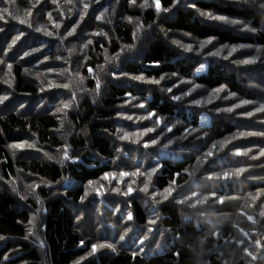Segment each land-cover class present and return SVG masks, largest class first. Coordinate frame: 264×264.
<instances>
[{"label": "trees", "instance_id": "trees-1", "mask_svg": "<svg viewBox=\"0 0 264 264\" xmlns=\"http://www.w3.org/2000/svg\"><path fill=\"white\" fill-rule=\"evenodd\" d=\"M127 4V0H122ZM21 8L26 0H17ZM264 0H255L254 3L245 0L239 2H213L198 1L196 6L203 11H210L234 18L250 25L256 31L252 35L239 34L230 28L219 27L214 22L200 20L196 17L192 8L179 9L173 18L163 24L168 32H182L191 38L212 41L221 45L235 46L248 44L264 48V8L260 3ZM234 3V4H231ZM162 8H170L173 0H160ZM142 16L144 25L156 21L153 11L147 10ZM133 28L126 22H118L113 26L111 37L112 53L119 49L118 44H128L132 41ZM251 34V33H250ZM160 61L159 66H154V61ZM96 60L92 58L87 66ZM143 65H128L125 71L130 74L159 78L161 75L176 72L182 78H191L196 68L194 62L179 54L157 34L149 43L141 60ZM86 66V67H87ZM152 66V68H151ZM24 66L12 65L14 90L17 95L34 97L38 93L33 80L23 72ZM86 74V68L84 70ZM260 78L264 76V71ZM193 81L207 89H214L220 85L225 86L229 93H235L240 99L250 101L248 111L254 115L248 120L229 118L237 124L229 123L226 118L217 115L207 128L203 129L207 144L219 141L240 132H259L264 130V113H255L256 107L264 106V92L260 89L264 86V78L253 79V89H247L244 81L238 78V72L233 68L218 63H208L205 72L193 78ZM93 87L89 83V89ZM127 93L124 89L109 86L108 91L100 100L93 103L90 98L82 96V101L67 112L63 123L66 130H61L63 124L61 116H56L48 111H18L9 109L0 103V172L7 180L15 176L17 171L23 175L35 178L39 181L58 184L62 179L76 183L74 187L61 188L52 191L49 187L41 186L36 191L41 203L44 205L45 214L41 221V235L45 249L42 251L31 241H28V225L31 220L30 211L26 207L19 208L20 204L16 196L5 188L0 187V237L6 242H0V264H75L85 255L89 249L88 241L81 244L84 238L76 226L72 213V205L76 204L84 195V187L89 180L97 181L105 172L111 171V164L115 160V149L112 146L111 135L113 128L111 123L115 117V107L118 101ZM5 96L4 87L0 84V97ZM150 110L157 111L161 116L176 115V106L173 102L164 101L158 93L151 94L148 101ZM234 109L232 116L235 117ZM182 119H185L182 116ZM192 125H197V116L194 115ZM239 127H247L245 129ZM252 127V128H250ZM64 131L66 133H64ZM62 134V135H61ZM63 135H66V137ZM70 135V136H69ZM68 136V138H67ZM32 139L37 149L41 151L58 150L69 145V154L73 153L79 161L64 165L55 161H44L38 158L21 157L13 159L7 150L8 144H20L26 139ZM66 139V140H65ZM234 140L224 151V155L231 161H240L248 170L239 179L232 177L221 184L222 180H206V184L199 188L201 196L215 192L216 196L233 197L226 199L224 204H215L210 200L200 206L201 210L212 208L215 214L211 216H199L190 209L176 203L164 202L159 208L158 229L166 239L163 250L155 254H136L123 249L117 252L100 253L90 257L79 264H264V247H257L256 240H260L264 246V217L260 216L261 205L264 204V192L257 195L259 189H264V157L258 160H250L248 157L233 159L228 153H232L233 145L240 144L245 148H251L249 155H255L258 146L264 145V137L248 136L245 140ZM65 144V145H64ZM46 149V150H45ZM23 156V157H22ZM191 157V158H189ZM197 164L196 155L188 154L182 161H164L161 173L155 178L157 190H163L169 185L174 173L181 172L177 182L182 184L187 177L184 169ZM201 164V163H199ZM198 165V164H197ZM251 165V167H249ZM211 166V167H215ZM209 164H202L200 174L207 176L204 171ZM234 164H222L216 170L233 169ZM37 198V197H36ZM255 198V199H254ZM36 200V199H35ZM29 203H31L28 200ZM130 210L134 214V223L143 226L148 220V214L143 205L133 200L130 202ZM251 215L256 223L247 217ZM179 230V235L177 232ZM213 233H216L215 235ZM203 240V243L200 241ZM242 241V243H237ZM247 248L257 259L243 251ZM218 251L221 255L218 254ZM178 253V255H177ZM200 253L203 255L200 256ZM8 257L4 263L3 258ZM225 261V262H223Z\"/></svg>", "mask_w": 264, "mask_h": 264}, {"label": "rangeland", "instance_id": "rangeland-1", "mask_svg": "<svg viewBox=\"0 0 264 264\" xmlns=\"http://www.w3.org/2000/svg\"><path fill=\"white\" fill-rule=\"evenodd\" d=\"M201 0H177V2L172 4L168 11H161L157 13L155 11L154 5L152 7L140 8L139 5L143 2V0H136L135 6H129L128 3L124 4L122 0H99V3H93L92 0H26V3L23 8L20 7L17 0H0V84L4 87L5 95L7 99L2 102L3 106L9 109H14L18 111H48L56 116H61V122L65 120L62 119L65 116V111H71L70 107L67 110H62L57 112V107L60 106L61 100H68L72 93H75L77 96V101L73 106L74 109L77 105L82 101V96L90 98L93 101V96L90 92L80 91L81 88L89 89V83L93 84L91 89L95 87V81L91 78L88 72V68L93 69V74L98 75L101 80L102 88L100 91V95L96 97V101L103 98V96L108 91V87L114 86L118 89H124L127 93H131L132 96L136 97V102H143L148 110H150L148 106V101L150 100L151 94L158 93L167 102H173L176 106V115L172 116H162L165 119H181L183 120L189 127L195 128L196 132L192 133V136L199 135L200 140L196 141L197 144H201L202 140L205 138V134L203 129L207 128L208 125L212 122L214 116L221 115L226 118V121L229 123L237 124L234 121L228 120L229 118L235 119L240 118L243 120H248L250 118H243L239 114L245 111H248L249 104L241 105L235 109H239L235 113V117L227 112H216L215 108H226L230 107L233 104L239 105L240 98L236 96L230 97L228 100H223L218 97H211V103H209L210 93L212 89H207L203 86L200 88L194 89L190 96L185 97L183 101H172L170 97L172 95H179L182 91H188L189 88L193 84H196L193 81L194 77L205 72L206 66L209 63H218L223 66H227L229 68H233L238 72V78L241 81H244V85L247 89H253L254 85L252 83L253 79H262L260 78V73L257 71H264V66H262V62H264V48H258L252 45L243 44V45H221L217 42L213 41L211 44H207L203 49L197 51L187 52L184 48L180 47L177 44H174V40H178L181 44L188 45L191 44L193 49H199L200 42L206 40H198L191 38L189 35L182 32H168L163 27V24L169 21L175 15L176 11L179 9H189L192 8L195 12V15L198 19L214 22L219 27L230 28L236 33L239 34H248L252 35V31H248L245 29L243 21L227 17L225 15H221L218 13L203 11L198 8L195 4L196 2ZM202 1H215L219 2L221 0H202ZM232 2L233 0H222V2ZM249 2V0H245ZM235 2H239V0H235ZM83 3H89V8L87 10H83ZM149 4H152V0H149ZM234 4V3H231ZM262 2L260 3V5ZM162 7V6H161ZM104 9H108L107 12H104ZM163 9V8H162ZM151 10L156 15V21L152 24L144 25L142 21V16L136 14H143L145 11ZM83 13V19L80 20V23L77 27L76 34L73 37H68L67 40L63 44H61L58 40V36L65 33V27H70L73 22L80 19L78 13ZM104 13L103 18L101 20H97L96 17L101 13ZM209 14L211 16H223L225 20H215L209 19ZM51 17V18H49ZM125 17H132L133 20L131 23ZM137 18H139V22L144 25V28L140 30L139 38L134 40L132 36V41L128 44H135L136 47L131 49L122 50V46L126 44L119 43L118 51L116 53H112L111 49V37H112V29L113 26L118 22H126L130 24L134 29H136ZM24 21L21 23L20 21ZM111 21V23H108ZM232 21H238L239 23H232ZM29 24L32 27H29ZM59 24L60 27L56 28L55 25ZM248 25V24H247ZM248 27L252 28L250 25ZM37 28H40L41 31H36ZM101 28L104 29L106 33H108L107 37H91L90 34L93 32H98ZM50 31L53 33L52 36H46L44 31ZM23 32V35L20 36L18 40H15L13 44V40ZM251 33V34H250ZM162 35L166 43H168L178 54L180 57L187 58L189 61L194 62L196 64V68L193 71V75L191 78H182L179 75L177 77H170L164 81H161L160 85H153L149 83H144L142 81H135L131 79V76L139 75V74H130L125 71V68L128 65L136 66L143 65L141 60L144 56L148 43L157 35ZM85 36L86 38H92L93 44L88 49H82V39H78L76 37ZM208 40V39H207ZM41 41H46V45L42 46ZM103 44L105 48H107V53L104 52V49L100 47ZM226 46V47H225ZM235 48V51L232 49ZM33 49H39L38 51H33ZM68 49H73L71 53ZM217 49H222L220 51L219 56L211 57L207 54L209 52H215ZM259 49V51H257ZM25 52H29L30 55L25 56ZM229 52H231V56H229ZM119 54L120 59L114 60L111 62L105 61V55L112 56L115 54ZM56 56H61V60H56ZM45 57H48L46 60ZM227 57V59H225ZM80 58L79 65H76L74 61ZM92 58L96 61L92 64L96 65L94 67L87 66L88 62H91ZM251 60L252 64L244 65L234 63V61L240 60ZM204 64V68L202 71L197 72V69L200 67V64ZM20 64L24 66L23 72L25 69H28L27 74L28 78L33 80L34 84L37 86L38 93L34 97L17 95V93L12 90L14 85L13 74H12V65ZM8 65H11L9 68ZM98 65H103V70L98 68ZM87 66V67H86ZM119 66V68L126 72L127 76H112L111 73L115 71V68ZM51 68L52 71H48ZM85 75H84V71ZM143 68L146 66L143 65ZM152 68V66H151ZM62 69H67L68 71L64 72L61 75ZM79 73V76L76 73ZM84 77L83 84L80 83L79 77ZM170 76V74H169ZM146 79L152 78L145 76ZM158 79V78H157ZM187 82V83H185ZM63 83H68L69 88L64 89L63 87H53L52 85H60ZM173 85H176L173 87ZM198 85V84H196ZM172 87L173 90L171 93L161 92L160 88ZM89 89V90H91ZM264 92V86L260 89ZM225 89L219 95L223 97L227 95ZM146 98V99H145ZM127 99L126 95L123 96L120 101L117 102L115 107V117L110 124L113 130L111 131V135L108 137L111 139L112 146L115 149V160L116 162H121V169L126 171L134 170V165L137 162L143 165L142 171L144 167H147L149 164V159L158 160L159 164L157 167L159 171L153 175L152 183L149 186V192L156 191L157 193H163V190H157V184L155 182V178L161 173L163 162L164 161H172L179 162L184 159L188 154H192L189 151L188 147H185L181 150L176 142L173 144L164 147L167 143L164 137H161L160 141L156 146H152L149 149H145L142 151H146L152 153L151 157L144 156L142 152L135 151L136 145L131 144L129 141H119L116 139L117 133L116 129L123 127L125 131H136L135 126H133L132 121H127L119 118L117 116V112L120 111V106H123V110L128 114L135 113L136 115H145V110L140 108H132L131 105H126L124 101ZM192 99H200L202 103L200 105H194L189 103ZM197 116V125L194 127L192 125L193 116ZM182 116L185 119H182ZM204 117H207L205 120ZM65 122L61 125V130H66L64 126ZM136 124L140 125L141 128L145 126H152L151 122L148 120L137 121ZM171 126V125H170ZM180 127V126H178ZM247 130V127H239ZM252 128V127H250ZM159 132L149 133L147 136H144L143 139L147 140L149 137H155ZM64 133H66L64 131ZM173 134L179 135L180 133L173 130V133H167L168 137H172ZM62 135V134H61ZM66 135H63V137ZM70 136V135H69ZM192 136L189 137V140L192 139ZM239 136V133L236 134ZM68 138V136H67ZM66 140V139H65ZM222 140H239L233 139V137L229 136ZM241 140H245L242 138ZM221 141V140H219ZM219 141H210L205 147H202V152H206L211 149L212 143H218ZM180 143L187 145L188 141H181ZM22 144L23 147H14L15 145ZM20 144H8L7 150L10 153V156L13 159L21 157V153L24 154V158H38L44 161H55L59 164L72 163L73 160L69 159L67 161H62L63 157V147L58 150H47L41 151L37 149L35 146V142L32 139H26L23 143ZM231 144V143H230ZM224 148H220L219 146L213 150L214 155L207 160L201 159L199 165L194 163L189 166L188 171H184V175L187 179H184L182 184H177L180 188L177 192L173 193V196L176 197L177 200L183 198V196L190 195L192 191H197L199 193V188L206 184L207 176L200 174V170L202 168V164H209L211 160H216L218 157H226L223 153L226 150L227 146ZM31 145V147H29ZM65 145V144H64ZM235 146H244L240 144L233 145ZM116 148H120L122 152H126L127 156H119L116 154ZM46 150V149H45ZM201 153H196L195 155H201ZM47 153L48 155H45ZM48 156H51L52 159H49ZM228 156H232L231 153H228ZM23 157V156H22ZM233 159L238 158L233 155ZM135 158V159H134ZM232 158V157H231ZM227 163L226 165L234 164L235 167L233 169H226L227 171H233L236 167H244L243 163L240 161H231L226 157ZM79 161L75 159V162ZM197 161V159H196ZM224 161H219L213 169H218ZM117 172L118 169L115 167L114 163L111 164V171ZM217 173L221 172L220 170H216ZM117 178H119L117 176ZM129 179L136 180V184L133 185L134 188H138L142 186V177H125L124 180L127 181ZM176 181L181 179L178 176H175ZM237 179V178H236ZM239 179V178H238ZM223 181V179H221ZM187 182V183H186ZM40 184L44 186L41 181L30 178L19 171L15 174V176L10 177L5 180L0 172V187L7 189L12 192L19 202V208L26 207L27 210L30 211L31 214V222L28 225V241L32 242L37 246L43 254L45 249L43 237L41 235V221L42 217H44L45 209L44 204L37 201L36 191L38 188H35V192L32 193L31 190L27 187L28 185ZM104 185V195L97 196L95 194V190L100 187V185ZM221 184L225 185V181L221 182ZM188 185H191L189 187ZM76 183L69 180V178L62 179L56 185H50V189L52 191L59 190L61 188L74 187ZM116 186V181L112 180L111 183L106 180H102L101 178L97 181H93L91 186L88 184L84 187L88 188L89 195L85 198H81L76 204L72 205V213L75 217L77 215H82L83 219L76 226L81 232V235L85 241L89 243V249L85 255L79 258L77 262H82L87 260L90 257H95L100 253H109V252H117L118 250H125L130 252H135L136 254H155L156 252H160L165 248L166 239L161 234L160 229H158L157 223L158 219H156V223L149 226L148 220L150 218L155 219L153 214L149 211L150 208L153 207L151 201L153 197L150 195H146L143 192H133L132 196L135 199L118 197L115 193L110 191V188ZM169 186V185H168ZM167 186V187H168ZM120 187H126L124 182L121 183ZM13 188L16 191H13ZM179 193V194H178ZM200 195V194H199ZM201 196V195H200ZM84 197V195H83ZM157 198H160L159 196ZM36 199V200H35ZM128 199L129 205L133 200L139 201L143 205V209L148 214V220L145 225L137 226L134 221H128L125 217L124 220H118L119 213H115L116 202L119 200ZM171 199V198H169ZM28 200L31 202L29 203ZM148 201L146 203L145 201ZM168 202L166 200L162 201L160 204L156 205L158 211L156 213L159 216V208L164 203ZM169 203V202H168ZM172 203H175L173 201ZM186 210H190L187 205L183 206ZM121 208L123 206L121 205ZM41 209V211H37ZM127 226V228H126ZM149 227H151V231H149ZM31 229V232H29ZM124 236V240H120V236ZM143 241V242H141ZM0 242H6L4 240H0ZM93 243H105L111 244L115 251L111 248H101L95 254L89 255L91 252V245ZM218 254L220 252L218 251ZM203 255L200 253V256ZM3 262H8V257L3 258ZM225 262V261H223ZM42 264L44 263L42 260ZM200 264H203L202 259Z\"/></svg>", "mask_w": 264, "mask_h": 264}, {"label": "snow or ice", "instance_id": "snow-or-ice-1", "mask_svg": "<svg viewBox=\"0 0 264 264\" xmlns=\"http://www.w3.org/2000/svg\"><path fill=\"white\" fill-rule=\"evenodd\" d=\"M93 3H99V0H92ZM117 2H119V0H117ZM177 2V0H173V3L175 4ZM250 3H254L255 0H249ZM127 3L129 6H135L136 5V0H127ZM154 5L155 7V11L157 13L161 12V11H168V9L164 8L162 9L161 4H160V0H152V4H149V0H143V2L139 5L140 8H147V7H152ZM261 8H264V3H262ZM89 8V3H83V10H87ZM108 9H104V12H107ZM104 13L102 12L99 16L96 17L97 20H101L103 18ZM78 16L80 17V19L76 20L75 22L72 23V25L70 27H65V33L61 34L58 36V40L61 44H63L65 42V40H67L68 37H73L76 34V30L77 27L80 23V20L83 19V13L79 12ZM3 17H0V19H2ZM51 18V17H49ZM125 19H127L129 21V23L132 22L133 18L132 17H125ZM209 19H215V20H225V17L223 16H211L209 14ZM21 23H24V21H20ZM108 23H111V21H108ZM232 23H239L238 21H232ZM29 27H32L31 24H29ZM56 28H59L60 25L56 24L55 25ZM245 29L248 31H256V29L254 28H250L248 27L247 24L244 25ZM144 28V25L142 23L139 22V18H137V25H136V29H134L133 31V39L136 40L139 38V34H140V30ZM36 31H41L40 28H37ZM44 34L46 36H52L53 33L50 31L45 30ZM23 35V32L20 33V35H18L14 40H13V44L15 43V40H18L20 38V36ZM108 33H106L104 31L103 28H101L98 32H93L90 34L91 37H107ZM78 39H82V44H81V48L82 49H88L92 44H93V39L92 38H86L85 36H79L76 37ZM212 38H209L206 41L200 42L199 44V49H193V46L191 44L188 45H184L181 44L180 41L178 40H174L173 43L179 45L180 47L184 48L185 51L187 52H192V51H199L200 49H203L207 44H211ZM42 46L46 45V41H41L40 42ZM101 48L104 49V52L107 53V48L104 47L103 44L100 45ZM133 47H136L135 44H126L122 46V50L124 49H131ZM226 47V46H225ZM39 49H33V51H38ZM73 49H68V51L71 53ZM222 49H217L215 52H209L207 55L211 56V57H215V56H219L220 51ZM236 49L233 48L232 51H235ZM257 51H259V49H257ZM25 56L30 55L29 52H25L24 54ZM229 56H231V52H229ZM45 59L47 60L48 57H45ZM56 60H61V56H56L55 57ZM120 56L119 54H115L112 56H108L105 55V61L106 62H111L114 60H119ZM225 59H227V57H225ZM80 62V58H78L76 61H74V63L76 65H79ZM234 63H238V64H244V65H248V64H252L253 61L251 60H240V61H234ZM154 66H159L160 61H154L153 62ZM262 66H264V62H262ZM8 67L10 68L11 65H8ZM103 65H98V68H100L101 70H103ZM204 68V64L201 63L200 67L197 69V72L202 71ZM48 71H52L51 68L48 69ZM68 71L67 69H62L61 71V75H63L64 72ZM25 72H28V69H25ZM88 72L89 75L91 76V78L95 81V87L94 89H87V88H81L80 91L83 92H90V94H92L93 96V103L96 102V97L100 95V91L102 88V84H101V80L99 79L98 75H94L93 74V69L92 68H88ZM117 74H119L120 76H127L128 74L126 72H123L119 66H117L115 68V71H113L111 73L112 76H117ZM77 76H79V73H76ZM170 77H177V73L173 72L170 74H165V75H161L158 79L157 78H149L146 79V77L144 76L143 73L139 74V75H134L131 76L132 80L135 81H142L144 83H149V84H153V85H160L161 81H164ZM80 83L83 84L84 81V77L80 76ZM187 83V82H185ZM53 87H63L64 89H68L69 88V84L68 83H63L60 85H52ZM176 85H173V87H175ZM200 85H196L193 84L191 86V88H189L188 91H182L179 95H172L170 97V99L172 101H183L185 97H188L191 95L192 91L194 89L200 88ZM225 89L224 85H220L217 88L212 89L211 93H210V99H209V103H211V97H218L220 99L223 100H228L230 97L235 96V93H228L227 95L220 97V93L223 92ZM161 92H167V93H171L173 88L172 87H166V88H160L159 89ZM127 99L124 101V103L126 105H131L132 108H140V109H144L145 110V115H136L135 113L133 114H128L127 112H125L123 110V106H120V111L117 112V116L123 120H127V121H132L133 126H135L136 131H125L123 127L121 128H117L116 129V133L118 134L116 139L119 141H129L131 144L136 145V149L135 151L137 152H142V154L144 156L147 157H151L152 153L146 152V151H142L145 149H149L152 146H156L158 144V142L160 141L161 137H164L165 140L167 141V143L164 145V147H167L168 145L173 144V142L175 141L177 146L183 150L185 147L189 148V151L193 154L196 153H201L202 152V147H205L207 145V140L205 139L201 144H197L196 141L200 140V136L196 135V136H192V133L196 132L195 128H191L189 127L183 120L181 119H165L163 118L157 111L155 110H148L145 106V103L143 102H136L133 103V101L136 100V97L132 96L131 93H125ZM7 99V96H2L0 97V103H2L4 100ZM146 99V98H145ZM262 100H264V97H261ZM77 101V96L75 93H72L70 98L68 100H61L60 101V106L57 107V112H60L62 110H67L70 107H73L75 105ZM189 103L194 104V105H200L202 103V101L200 99H192L191 101H189ZM249 104V101L247 99H241L239 102V105L233 104L230 107H226V108H220L217 107L215 108L216 112H227V113H232L234 111L235 108L241 106V105H247ZM255 113H264V106L261 107H256L255 108ZM241 117L243 118H251L254 115L253 111H245L239 114ZM67 116V112L65 111V118ZM204 119L206 120L207 117H204ZM143 120H148L151 122L152 126H145L143 128L140 127V125L136 124L137 121H143ZM63 123V121H62ZM171 125V126H170ZM180 126V127H178ZM159 129L158 134L155 137H149V139L145 140L143 139L144 136H147L149 133H153V132H157V130ZM176 129L177 132H179V135L173 134L172 137H168L167 133H173V130ZM192 136V139L189 140V137ZM248 136H259V137H264V130L259 131V132H240L239 136L234 135L233 139H239V138H246ZM188 141L187 145H184L182 143H180L181 141ZM231 141L229 140H221L218 143H212L211 145V149L212 150H208L206 152H202L201 155H197L196 159H197V164L199 165V162L201 159H205L207 160L208 158L213 157L214 155V151L218 146L220 148H224L225 145L230 144ZM14 147H23L22 144L20 145H15ZM29 147H31V145H29ZM69 145H65L63 146V157H62V161H67L69 159L73 160V162H75V159H77V157L75 156V154L73 153L72 155L69 154ZM252 151L251 148H242L241 146H235L234 150L232 151L231 155H234L236 157H248L250 160H258L260 157H264V145H260L258 146V151L257 154L255 155H249L250 152ZM116 154L119 156H127L126 152H122L120 148H116ZM45 155H48L47 153H45ZM49 159H52L51 156H48ZM191 158V157H189ZM135 159V158H134ZM219 161H224L225 163H227V159L226 157H218L216 160H211L210 161V166L209 167H205L204 171L208 174L206 179L208 180H228L231 179L232 177L235 178H239L243 173H245L248 168L246 167H236L233 171H224L222 170L221 172L217 173L216 171H214L213 167L216 165ZM115 167L118 169V173L117 172H105L103 174V177L101 178L102 180H106L109 181V183H111L112 180L116 181V186H113L110 188V191L112 193H115L116 196L118 197H125V198H131V199H135V197L132 196L133 192H143L146 195H150L151 197H153L151 203L153 205L152 208L149 209V211L153 214V216L155 217V219L150 218L148 220V225L151 226L153 224L156 223V219H159L160 217L156 215L158 209L156 207V205L160 204L162 201L166 200L169 203H172L173 201H175L176 204L182 206L187 205L188 208L192 209L196 215L199 216H211L213 214H215V210L212 208H207L204 210H201L200 206L207 204L210 200L213 199V197H215V200H213V203L215 204H224L226 199H233V197H224V196H216L215 192H211L209 193V195L206 196H200L199 193L197 191H192L190 193V195H186L183 196V198L177 200L175 196H173L174 192H177V190L180 188V186L177 184V181L175 178L171 179L169 182V186L166 187L163 191V193H157L156 191H151L149 192V186L152 183V177L153 175H155L158 171L159 168L157 167V165L159 164L158 160H152L151 158L149 159V164L147 167L143 168V171L141 170L143 165L140 164V162H137L133 167L134 170L132 171H126V170H120L121 169V162H116L113 161ZM249 167H251V165H249ZM184 171H188V169H184ZM182 175L181 172H176L174 173V176H180ZM117 176L119 178H117ZM125 177H142V186L138 187V188H134L133 185L136 184V180L134 179H129L127 181L124 180ZM124 182L126 184V187H120L121 183ZM41 183L45 186V187H50L51 182L48 181H41ZM187 183V182H186ZM93 184L92 180L88 181V186H91ZM189 187H191V185H188ZM32 193L35 192V188L40 187V184H35V185H28L27 186ZM13 191H16L15 188H13ZM105 192L104 189V185L101 184L99 188H97L95 190V194L97 196H103ZM261 192H264V189H259L257 195H259ZM179 194V193H178ZM89 195L88 192V188H85V193H84V197H87ZM160 198H157V197ZM171 198V199H169ZM255 199V198H254ZM37 201L40 202V198L37 195ZM146 203H148V201H145ZM121 205L123 206V208H121ZM37 211H41V209H38ZM115 213H119L118 216V220H124L125 217L128 221H134V214L133 211L130 210V205L128 202V199H124V200H119L116 202V208H115ZM260 216L264 217V204L261 205V211H260ZM249 220H252L253 223H256V221L253 219V217L251 215H249L247 217ZM83 216L82 215H77L75 217V220L77 222V224L80 223V221H82ZM29 223H32L31 221H29ZM127 228V226H126ZM149 231H151V227H149L148 229ZM29 232H31V229H29ZM214 235L216 233H213ZM179 235V230L177 232V236ZM0 239H3V237H0ZM120 240H124V236L121 235L120 236ZM143 242V241H141ZM201 243H203V240L200 241ZM81 244L84 243L83 240L80 241ZM237 243H242V241H237ZM255 244L257 247H264L261 245L260 240H256ZM111 248L113 251H115V249L113 248V246L111 244H105V243H93L91 245V252L89 253V255L95 254L99 249L101 248ZM244 252L247 253V255L252 256V259L255 260L257 259V257L250 251H248L247 248L243 249ZM136 253L133 252V257H135ZM178 255V253H177ZM77 264H79V262H77Z\"/></svg>", "mask_w": 264, "mask_h": 264}]
</instances>
